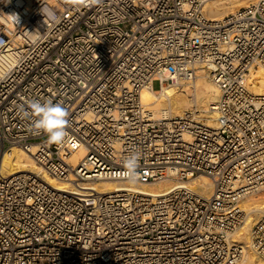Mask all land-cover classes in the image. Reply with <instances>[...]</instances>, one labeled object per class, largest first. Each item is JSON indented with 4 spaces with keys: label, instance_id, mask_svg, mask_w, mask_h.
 Wrapping results in <instances>:
<instances>
[{
    "label": "built area",
    "instance_id": "1",
    "mask_svg": "<svg viewBox=\"0 0 264 264\" xmlns=\"http://www.w3.org/2000/svg\"><path fill=\"white\" fill-rule=\"evenodd\" d=\"M209 1L0 0V153L21 147L68 184L33 171L0 176V264L239 262L240 200L264 189V93L248 88L251 70L264 69V0L217 19ZM197 72L219 90L207 106L214 125L195 108L155 116L142 102L143 90ZM23 99L63 104L64 143L30 131ZM133 151L139 181L171 171L178 183L161 195L83 193L86 179L126 180ZM195 175L211 180L209 195L186 182ZM250 246L264 259V208Z\"/></svg>",
    "mask_w": 264,
    "mask_h": 264
},
{
    "label": "bare ground",
    "instance_id": "2",
    "mask_svg": "<svg viewBox=\"0 0 264 264\" xmlns=\"http://www.w3.org/2000/svg\"><path fill=\"white\" fill-rule=\"evenodd\" d=\"M250 0H211L206 4V11L213 19H217L233 11L236 7H240L248 3ZM182 78H178L176 82H169L164 85L161 90L145 89L141 93L142 102L152 110L155 116L181 115L185 111L191 109L192 103L195 109L200 111L198 117H201L208 125H214V117L207 110L210 102L215 101L219 94L217 85L205 74H196L195 77L182 81L184 88L179 92L176 85ZM191 83V84H190ZM190 84L192 86L189 90ZM248 88L255 93H264V69L259 67L251 70L248 75ZM192 95L193 97H189ZM33 150V149H32ZM84 155L81 148L73 153L70 157L72 165H75L79 158ZM19 171H33L40 173L52 186L57 189H64L68 184L58 180L35 162L31 152L18 147L10 146L4 149L0 155V176H7ZM192 185L202 195H209L212 191V182L205 175H195L186 181ZM178 183L174 173L169 171L165 177L157 181H139L136 185H131L127 180H111L86 179L82 181L81 187L83 193L88 189L97 191L120 190L124 188L134 187L143 191H147L154 195H161L162 192ZM258 192V191H257ZM256 194V192H254ZM253 193L244 196L240 200V206L246 212L244 225L239 230V237L243 244V253L237 264H264L262 257L258 256L250 246V227L253 220L257 219L264 208V190H260L256 197Z\"/></svg>",
    "mask_w": 264,
    "mask_h": 264
},
{
    "label": "clouds",
    "instance_id": "3",
    "mask_svg": "<svg viewBox=\"0 0 264 264\" xmlns=\"http://www.w3.org/2000/svg\"><path fill=\"white\" fill-rule=\"evenodd\" d=\"M85 6L99 4L101 0H81ZM23 117L31 118L30 131L35 134H46L48 141L53 144L64 143L68 137L67 125L69 113L60 102L51 99L41 103L39 100L23 99L19 106ZM140 154L133 151L123 161L124 178L131 185H136L140 180L139 168Z\"/></svg>",
    "mask_w": 264,
    "mask_h": 264
},
{
    "label": "rangeland",
    "instance_id": "4",
    "mask_svg": "<svg viewBox=\"0 0 264 264\" xmlns=\"http://www.w3.org/2000/svg\"><path fill=\"white\" fill-rule=\"evenodd\" d=\"M215 1H218V0H215ZM250 1H252V0H250ZM249 1V2H250ZM237 8V7H236ZM197 74H203L202 72H197ZM182 81L183 82H186V80L185 79H182V80H180L179 81V83L176 85V90L177 91H181L183 88H184V85H182ZM191 84V83H190ZM190 84H187V86H189L188 88H189V90H191V88H192V86H190ZM159 86V81L156 79V80H154L153 81V87L154 88H157ZM189 97H193L192 95H190ZM191 108H195V105L192 103V105H191ZM2 152V151H1ZM0 155H1V153H0ZM262 190H264V189H261V191ZM260 190H258V192H259ZM257 191H256V194L253 192V197H256L257 196V193H258ZM250 195H251V193H250ZM254 221V220H253ZM253 223V222H252ZM264 260V259H263Z\"/></svg>",
    "mask_w": 264,
    "mask_h": 264
}]
</instances>
